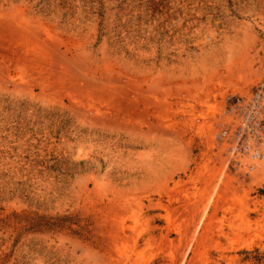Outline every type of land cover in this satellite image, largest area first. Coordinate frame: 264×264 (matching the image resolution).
<instances>
[{
	"label": "rangeland",
	"instance_id": "obj_1",
	"mask_svg": "<svg viewBox=\"0 0 264 264\" xmlns=\"http://www.w3.org/2000/svg\"><path fill=\"white\" fill-rule=\"evenodd\" d=\"M262 83L264 0H0V264H264Z\"/></svg>",
	"mask_w": 264,
	"mask_h": 264
},
{
	"label": "built area",
	"instance_id": "obj_2",
	"mask_svg": "<svg viewBox=\"0 0 264 264\" xmlns=\"http://www.w3.org/2000/svg\"><path fill=\"white\" fill-rule=\"evenodd\" d=\"M226 113L231 121L222 127L219 137L225 143L230 165H241L243 157L259 160L264 142V83L238 97Z\"/></svg>",
	"mask_w": 264,
	"mask_h": 264
},
{
	"label": "bare ground",
	"instance_id": "obj_3",
	"mask_svg": "<svg viewBox=\"0 0 264 264\" xmlns=\"http://www.w3.org/2000/svg\"><path fill=\"white\" fill-rule=\"evenodd\" d=\"M229 156V154H227ZM246 161L244 162L246 171L248 170V173L253 172V175H264V142L261 145V157L259 160L256 161H250L249 159L245 158ZM241 162V159H240ZM242 165V162H241ZM241 165H235V166H241ZM251 165V166H250ZM250 166V167H249Z\"/></svg>",
	"mask_w": 264,
	"mask_h": 264
}]
</instances>
